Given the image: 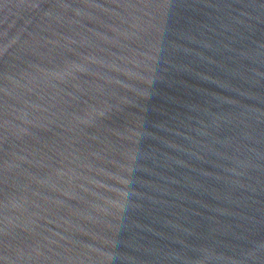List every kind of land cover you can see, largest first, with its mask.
Here are the masks:
<instances>
[{
    "label": "water",
    "instance_id": "obj_1",
    "mask_svg": "<svg viewBox=\"0 0 264 264\" xmlns=\"http://www.w3.org/2000/svg\"><path fill=\"white\" fill-rule=\"evenodd\" d=\"M0 264H264V0H0Z\"/></svg>",
    "mask_w": 264,
    "mask_h": 264
}]
</instances>
